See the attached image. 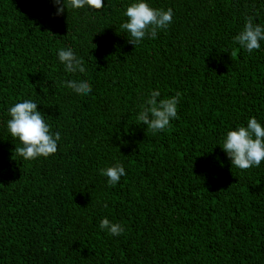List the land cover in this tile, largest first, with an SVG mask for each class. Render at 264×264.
Wrapping results in <instances>:
<instances>
[{
    "label": "trees",
    "instance_id": "16d2710c",
    "mask_svg": "<svg viewBox=\"0 0 264 264\" xmlns=\"http://www.w3.org/2000/svg\"><path fill=\"white\" fill-rule=\"evenodd\" d=\"M137 2L56 15L53 0H0V264H264V161L241 170L222 149L250 118L264 126V40L234 41L248 16L264 27V0H145L173 20L135 46L120 25ZM61 48L86 71L66 72ZM154 90L181 93L155 133L137 119ZM24 100L61 133L47 158L14 157ZM117 164L109 186L100 169Z\"/></svg>",
    "mask_w": 264,
    "mask_h": 264
},
{
    "label": "clouds",
    "instance_id": "9594fccd",
    "mask_svg": "<svg viewBox=\"0 0 264 264\" xmlns=\"http://www.w3.org/2000/svg\"><path fill=\"white\" fill-rule=\"evenodd\" d=\"M53 3L58 9L56 15H62L65 8L80 9L87 5L100 10L104 7V0H53ZM125 16L128 21L122 23L120 29L130 34L129 43L136 46L146 36L155 39L158 30L167 29L173 20V10L171 8L166 11L154 9L145 0H140L127 7ZM253 21L252 16L246 17L243 30L234 37V41L249 53L260 49V41L264 40V27ZM58 58L68 73L86 71L83 61L70 48L68 50L61 48ZM64 83L80 95H88L92 92V87L87 80H72ZM160 95L159 90L152 91L150 98L141 106L142 110L137 117L154 133L164 131L172 119L178 118L177 105L181 93L177 92L170 98L158 100ZM37 106L31 100H24L9 109L11 118L7 121L8 131L12 138L18 139L23 145L15 148L14 157L19 155L25 161L41 156L47 158L55 154L58 150L57 142L61 139L60 132L54 135L50 132V127L45 123ZM222 149L227 153L232 165L241 170L253 166L259 167L264 161V126L255 117L250 118L246 127L241 126L237 130L227 132ZM100 173L108 178L109 186H115L121 177L126 175L125 168L120 164L102 168ZM107 206V204L104 205V207ZM99 227L115 236L124 232L120 224L111 223L107 218L100 221Z\"/></svg>",
    "mask_w": 264,
    "mask_h": 264
}]
</instances>
